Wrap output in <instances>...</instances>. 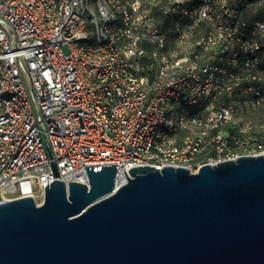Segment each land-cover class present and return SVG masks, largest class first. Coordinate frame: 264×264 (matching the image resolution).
I'll return each instance as SVG.
<instances>
[{
	"label": "built area",
	"instance_id": "obj_1",
	"mask_svg": "<svg viewBox=\"0 0 264 264\" xmlns=\"http://www.w3.org/2000/svg\"><path fill=\"white\" fill-rule=\"evenodd\" d=\"M255 1L0 0V202L87 183L85 165L120 186L132 166L264 153L234 137L264 136L238 120L264 105Z\"/></svg>",
	"mask_w": 264,
	"mask_h": 264
},
{
	"label": "water",
	"instance_id": "obj_2",
	"mask_svg": "<svg viewBox=\"0 0 264 264\" xmlns=\"http://www.w3.org/2000/svg\"><path fill=\"white\" fill-rule=\"evenodd\" d=\"M85 168L0 202V264H264V153L132 166L120 186L115 164Z\"/></svg>",
	"mask_w": 264,
	"mask_h": 264
},
{
	"label": "trees",
	"instance_id": "obj_3",
	"mask_svg": "<svg viewBox=\"0 0 264 264\" xmlns=\"http://www.w3.org/2000/svg\"><path fill=\"white\" fill-rule=\"evenodd\" d=\"M263 13L264 12L262 11L261 14H263ZM254 15L256 18L263 20L262 17L257 16L256 14H254ZM247 112H249L248 114L250 115V118L248 120L249 121L251 120L250 122H251L253 128H257L260 125L264 126V105L259 106L257 108H249V109L246 108L243 113H247ZM244 123H243V120H240L239 121L240 127L243 126ZM231 130H233V128H231ZM234 137L238 138L240 141L244 140V139H247L248 141H250L254 137H256V139H259V140L264 139V136H234ZM242 151H244V150H242Z\"/></svg>",
	"mask_w": 264,
	"mask_h": 264
},
{
	"label": "rangeland",
	"instance_id": "obj_4",
	"mask_svg": "<svg viewBox=\"0 0 264 264\" xmlns=\"http://www.w3.org/2000/svg\"><path fill=\"white\" fill-rule=\"evenodd\" d=\"M252 10L254 11V14H256L257 16L262 17V19L264 20V13L261 14L262 11L264 12V0H256L255 3H254V5H253ZM64 50H66V47L65 46H64ZM248 113L249 112L240 115V117L238 118V120L239 121L240 120H243V123L246 122L250 118V115ZM10 196H11V198H16L17 197L16 194H12ZM35 199H36L37 203L39 204V203L42 202L43 197H41L39 194H36L35 195Z\"/></svg>",
	"mask_w": 264,
	"mask_h": 264
}]
</instances>
